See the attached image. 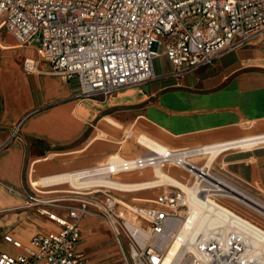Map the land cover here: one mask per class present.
<instances>
[{
    "label": "built area",
    "instance_id": "2783aa9c",
    "mask_svg": "<svg viewBox=\"0 0 264 264\" xmlns=\"http://www.w3.org/2000/svg\"><path fill=\"white\" fill-rule=\"evenodd\" d=\"M0 27L18 46L33 47L52 73L76 79L77 98H105L153 79L152 63L161 55L171 74L180 77L245 45L264 31V0H0ZM37 62L23 58V70L33 72ZM215 145L170 150L161 162L188 174L192 200L206 212L200 229L187 193L178 186L163 185L144 200L148 204L137 205L106 187L81 188L69 196L30 185L31 193L22 195L25 206L35 207L57 228L38 232L27 245L4 236L21 252H0V264H91L75 249L80 222L88 215L109 228L119 252L116 264H262L252 240L264 234V226L241 210L264 212L236 199V189L264 201L245 190L253 184L222 163L208 162L206 154ZM155 157L123 162L122 171L152 167Z\"/></svg>",
    "mask_w": 264,
    "mask_h": 264
},
{
    "label": "crops",
    "instance_id": "0c3cea01",
    "mask_svg": "<svg viewBox=\"0 0 264 264\" xmlns=\"http://www.w3.org/2000/svg\"><path fill=\"white\" fill-rule=\"evenodd\" d=\"M30 49L18 46L6 30L0 33V252H21L4 236L27 245L38 232L57 228L25 206L22 195L31 193L33 180L98 162L113 150L98 143L99 136L114 142L126 128L171 150L225 144L214 164H224L264 194V31L180 77L161 55L152 63L153 79L105 98H77V80L52 73ZM26 57L38 60L31 73L22 67ZM17 125V137L3 146ZM148 189L155 187L122 192L142 205ZM57 213L66 217L62 209ZM80 230L75 249L82 258L91 264L119 262L118 247L100 219L85 216Z\"/></svg>",
    "mask_w": 264,
    "mask_h": 264
},
{
    "label": "bare ground",
    "instance_id": "6f19581e",
    "mask_svg": "<svg viewBox=\"0 0 264 264\" xmlns=\"http://www.w3.org/2000/svg\"><path fill=\"white\" fill-rule=\"evenodd\" d=\"M261 141V140H259ZM137 142L146 148L147 153L149 156H156L158 158L157 161L155 159L154 165L152 166L155 172L153 176L154 179L142 182H121L115 180L112 176L118 174L122 171V163L123 162H133V160L123 159L119 154L113 153L108 156V159L105 163L100 164L99 166L95 167L94 169H83L76 172H69L64 174H59L57 176H51L42 178L40 180H33L30 183L31 186L34 188L39 186H51L57 184L67 183L68 185L72 186L76 189L81 188H101L106 187L109 189L117 190V191H134L139 188H152V187H159L163 185H174L180 187L184 190L189 199L190 205L195 213L198 216L197 219V227L200 229L201 223L205 218V210L203 209L202 205L196 203L192 200L194 196V189L185 183H182L180 180L169 176L166 172L163 171L162 166V157L167 155L171 149L162 146L161 144L155 142L154 140L150 139L145 135H141ZM221 147H226L225 144L215 145L212 149L209 150V154H206L208 158V162L215 159V157L221 151ZM141 157V156H139ZM138 157V158H139ZM31 180V179H30ZM235 198L240 199L244 204L247 206L249 205H256V207L262 208L264 211V207L261 203L254 197L246 194L243 190L236 189ZM243 231H245L243 229ZM193 233L187 238L188 243L191 242L193 238ZM252 245L254 247L255 253L259 256V261L264 264V234L261 232L257 233V236L254 237L252 240Z\"/></svg>",
    "mask_w": 264,
    "mask_h": 264
},
{
    "label": "rangeland",
    "instance_id": "374dc122",
    "mask_svg": "<svg viewBox=\"0 0 264 264\" xmlns=\"http://www.w3.org/2000/svg\"><path fill=\"white\" fill-rule=\"evenodd\" d=\"M4 28H0V33H4ZM159 52L162 51V48L159 47L158 49ZM28 54L31 56L35 55L34 48L31 47L29 50ZM139 133L137 132L136 129L131 128H126L125 131L123 132V136L119 138H113L114 142H111L109 140H112L109 136L102 134L99 136V139L97 140L98 143H101L105 148L110 147L113 150L106 153L98 162L86 166V168H93L97 167L100 164H103L107 161L108 156L113 153L119 154L123 159L127 160H133L135 158H138L141 155H144L147 153V150L145 147L140 145L137 140ZM96 141V142H97ZM79 153H75L72 156H78ZM153 167H146L144 169H133L129 171H121L116 175H113L112 177L121 182H140V181H145V180H151L154 179L155 172L153 170ZM163 171L166 172L169 176L175 177L176 179L180 180L182 183L188 181V174L183 171L180 168H176L171 165H164L163 166ZM76 172V171H75ZM69 173V172H67ZM145 176V178H143ZM45 190H49L50 192L52 191H66V194H69V191H76L77 189L73 188L72 186L68 185L67 183H63L61 185H54L46 188H42ZM163 189V186L161 188H155V189H148L143 192H145L144 195H141L144 199H152L156 194H158L161 190ZM245 190L250 192L251 194L257 196L261 200L264 201V194L260 193L257 189L252 188V187H245ZM80 191V190H77ZM83 191V190H82ZM112 192L118 196V197H125L127 200H130L129 198L132 197L130 192H122V191H117V190H112ZM72 196V195H71ZM144 204H148L147 202H140ZM262 204V203H261ZM264 207V205L262 204ZM259 208V207H258ZM257 208V209H258ZM245 216H248L249 218H253L257 223H259L261 226H264V216L262 214H258L255 212L253 214H250V212L246 210H241ZM259 212H264L262 208L258 209Z\"/></svg>",
    "mask_w": 264,
    "mask_h": 264
}]
</instances>
